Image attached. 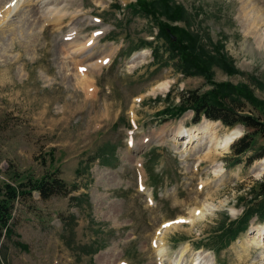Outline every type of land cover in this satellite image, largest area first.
<instances>
[{"label":"rangeland","instance_id":"1","mask_svg":"<svg viewBox=\"0 0 264 264\" xmlns=\"http://www.w3.org/2000/svg\"><path fill=\"white\" fill-rule=\"evenodd\" d=\"M133 1L21 0L4 13L9 0H0V194L5 183L49 172L69 188L13 202L8 230L0 227V264H173L179 256L178 264H264V218L216 236L264 174V155L233 154L243 126L214 123L216 138L240 128L227 149H208L200 133L189 143L171 137L212 121L193 123L190 108H175L181 91L207 92L214 81L246 85L257 102L234 103L264 118V47L237 16L238 0H170L185 7L174 23L196 49L223 53L234 69L219 60L208 73H187L153 18L128 7ZM253 2L264 17V0ZM261 21L254 28L264 32ZM74 38L93 42L74 50ZM162 81L168 88L153 93Z\"/></svg>","mask_w":264,"mask_h":264},{"label":"trees","instance_id":"2","mask_svg":"<svg viewBox=\"0 0 264 264\" xmlns=\"http://www.w3.org/2000/svg\"><path fill=\"white\" fill-rule=\"evenodd\" d=\"M170 0H137L135 4H130L132 10L138 9L140 12L153 18L158 25L159 34L168 42L172 53L170 56L178 57L181 61V68L191 73L195 70L199 73H208V67L213 62L221 60L222 68L226 71L234 70L225 62L223 53L216 52L207 55L205 49L197 50V40L191 36V32L183 27L171 25L167 21L160 19V15H165L168 20H180L186 9L183 5L175 3L169 5ZM177 35L173 40L172 36ZM218 47V46H217ZM178 55V56H177ZM190 70V72H188ZM242 97L250 103L257 102L255 96L244 84L234 85L229 81H214L213 88L207 92H199L196 88L185 89L180 92V104L175 110L183 111L192 109V121L197 122L201 116L207 119L219 120L224 125L233 126L240 123L244 127V133L233 142V154L242 155L250 152H258L256 157L264 155V143L256 145V135L264 136V118L245 112L242 108L243 103H234L236 97ZM241 160V159H240ZM239 160V161H240ZM238 162V161H236ZM252 159L248 160V164ZM36 191L42 198H49L55 194H66L69 188L66 182L55 172H49L39 178L27 177L24 181H19L16 185L5 183L0 194V227L8 230V222L11 215L13 202L19 197L29 195ZM244 210L236 221H232L226 228L218 232L219 239L227 237L230 226L237 223L236 231H243L248 226L249 219L256 216L264 218V174L258 181L256 193L243 199ZM1 234V233H0Z\"/></svg>","mask_w":264,"mask_h":264},{"label":"bare ground","instance_id":"3","mask_svg":"<svg viewBox=\"0 0 264 264\" xmlns=\"http://www.w3.org/2000/svg\"><path fill=\"white\" fill-rule=\"evenodd\" d=\"M239 4H238V8H237V16L241 19V22L243 24L244 27H251V32H253L252 37L254 38V42L258 43L260 46L264 47V32H260L258 28H254V26L259 22V19L264 20L263 17V13L262 10H260V8L257 6V4L255 2H253V0H238ZM21 2V0H9L8 5L4 6L5 9H3L4 13H6L5 11L8 10H15L17 7L24 5V3L22 2L19 6L18 4ZM30 7V6H29ZM31 9V8H30ZM37 9V8H36ZM17 10V9H16ZM31 11V10H30ZM13 12V11H12ZM9 13V12H8ZM3 14V13H2ZM17 14V13H16ZM7 15V14H5ZM20 15V14H19ZM1 18V17H0ZM8 18V17H7ZM12 18V17H11ZM61 18V17H60ZM6 19V18H5ZM21 21V20H20ZM258 21V22H257ZM263 22V21H261ZM260 22V23H261ZM264 23V22H263ZM6 26V25H5ZM8 26V25H7ZM21 27V26H20ZM254 28V29H253ZM73 33V32H72ZM25 34V33H24ZM31 37V36H30ZM36 38V37H35ZM93 38V37H92ZM72 42L75 43V47L74 50H82L85 48V46H88L91 42H93V39H87L85 40L83 43H80L79 41H77V39H73ZM32 44V43H31ZM27 45V44H26ZM85 55V54H84ZM83 57V55H82ZM56 59V58H55ZM102 60V59H101ZM104 60V59H103ZM96 64V65H95ZM97 63H94L93 66H97ZM68 70V69H66ZM80 79V78H79ZM84 80V79H82ZM87 81V80H86ZM86 81H84L86 83ZM89 82V81H87ZM161 83V82H160ZM157 85V88H152L153 93L158 91V90H162V89H166L168 88L169 83L167 82H163L161 84ZM84 84V83H83ZM99 119H97L98 121ZM101 120V118H100ZM95 122V121H94ZM217 121H205L201 124H199L197 127H195L194 130L192 129H183L182 126H179L178 128L174 129L171 132V137L175 140L178 141L181 138H186L187 142L189 143V141L191 140V138L194 137H201L203 135V137H208L207 139L204 138L201 141H205V143H208V149H210L212 147V145L215 148H220V149H227L230 145V143L240 134V128L235 127L233 128L228 134H226L224 137L221 138H216L215 137V133L210 132L211 128L213 127L214 123H216ZM195 130H197V133H194ZM186 133V134H185ZM200 133V135H199ZM206 139V140H205ZM137 142V141H136ZM135 143V142H134ZM132 144V143H131ZM134 147H132V150H135L137 148V146L132 145ZM216 150V149H215ZM127 151V150H126ZM132 152V151H131ZM130 153V152H129ZM128 153V154H129ZM130 155V154H129ZM126 157H129L126 153ZM126 159V158H125ZM138 162V161H136ZM136 177H137V181L141 180L142 174L140 173V171L136 172ZM142 182V181H140ZM143 183V182H142ZM212 204V203H211ZM197 211V217L199 216H203L205 214V206L204 209H198L195 210ZM192 213V212H191ZM194 213V212H193ZM168 227V226H167ZM167 229V228H166ZM261 232V231H260ZM159 251H161V253L163 254L165 249L164 246H159ZM160 254V255H162ZM197 258H199L200 256H196ZM181 260V256L175 258L173 261V264H178L179 261ZM182 261V260H181ZM199 261V260H198ZM196 262V260H195Z\"/></svg>","mask_w":264,"mask_h":264}]
</instances>
